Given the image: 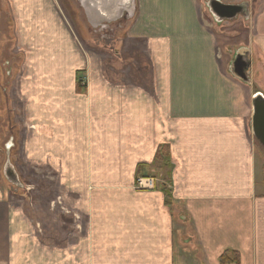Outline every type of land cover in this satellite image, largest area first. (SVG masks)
Segmentation results:
<instances>
[{
  "label": "crops",
  "instance_id": "1",
  "mask_svg": "<svg viewBox=\"0 0 264 264\" xmlns=\"http://www.w3.org/2000/svg\"><path fill=\"white\" fill-rule=\"evenodd\" d=\"M139 1L103 46L61 0H0L5 148L23 184L0 181V264H222L232 251L264 264V150L250 125L264 0H222L250 12L222 24L204 0ZM238 52L251 84L231 73ZM139 175L163 181L141 189Z\"/></svg>",
  "mask_w": 264,
  "mask_h": 264
},
{
  "label": "water",
  "instance_id": "2",
  "mask_svg": "<svg viewBox=\"0 0 264 264\" xmlns=\"http://www.w3.org/2000/svg\"><path fill=\"white\" fill-rule=\"evenodd\" d=\"M207 7L209 8L214 20L222 24L226 20H234L238 17L250 16L249 9L242 10L243 4L225 3L222 0H208ZM81 4L85 7L86 15L89 21L97 26H105L106 22L117 21L125 13L133 16V5L135 0H80ZM246 58V59H245ZM251 59L248 56L238 52L236 59L232 63L231 73L246 83L251 84L249 75L251 73ZM253 117L251 121V128L253 134L260 146L264 150V94L257 91L253 98ZM8 161L4 168L5 177L8 181L16 186L23 187L19 175L15 170L14 165L10 159V150L7 148Z\"/></svg>",
  "mask_w": 264,
  "mask_h": 264
},
{
  "label": "rangeland",
  "instance_id": "3",
  "mask_svg": "<svg viewBox=\"0 0 264 264\" xmlns=\"http://www.w3.org/2000/svg\"><path fill=\"white\" fill-rule=\"evenodd\" d=\"M63 4V8L65 10L66 16L69 18L70 24H72L76 29L78 33H81V36L86 39H91L97 36V41L99 44L105 46V42L111 43L115 45L116 39H118L119 35L122 36L123 34V29H127V26H131L135 23V20L137 19V10L139 8V0H135V3L133 5V16H129L128 13H125V16L120 18L117 21H112V22H106L105 26L99 25L97 28L94 27V25L89 21L87 15H86V10L85 7L81 4L80 0H61ZM207 2H209L207 0ZM207 3L204 5L205 9H207L208 14H211L209 8L207 7ZM139 15V14H138ZM213 18V16H212ZM214 20V18H213ZM215 21V20H214ZM216 22V21H215ZM4 23V22H3ZM5 28V25L0 23V31L1 29ZM97 29V30H96ZM90 31V32H89ZM118 35V36H117ZM110 39V41H109ZM220 52H221V57H223V48L220 45ZM226 52V50H225ZM10 53L6 50H2L0 52V67L4 68V61L8 57ZM227 66V65H226ZM1 72V70H0ZM7 88L6 85L0 84V98L2 92L4 89ZM5 100L2 99L0 100V122L2 121V125H0V181L3 182V185L7 188H12V184L8 181V179L5 177L4 174V168L6 165V161H8V156L5 144L7 141L10 139V133H9V126L12 124L14 126V117H10V113L8 112L9 115H7V112L5 111ZM18 120H21L20 118ZM15 135V134H14ZM17 149V148H16ZM15 150L12 151V159L14 160L15 156ZM17 152V151H16ZM34 172L38 175V177L30 178L31 183L29 180L23 181L28 188H32L31 186L32 183H39V181H42L41 179L39 180L40 173L45 172V167L43 168H35V169H29L28 172L31 173ZM141 176H146V175H141ZM41 178H43L41 176ZM155 178V177H154ZM161 178H159L157 181V184L161 183L163 181ZM34 185V184H33ZM14 188V187H13ZM14 190V189H13Z\"/></svg>",
  "mask_w": 264,
  "mask_h": 264
},
{
  "label": "trees",
  "instance_id": "4",
  "mask_svg": "<svg viewBox=\"0 0 264 264\" xmlns=\"http://www.w3.org/2000/svg\"><path fill=\"white\" fill-rule=\"evenodd\" d=\"M159 157H160V159L157 160L155 164L160 170L164 171L167 167H169L171 165L169 155H168V153H160ZM168 196L170 198L171 194L168 193ZM231 255H232V257H231ZM240 260H241L240 254H239V252H236V251L225 253L221 257V263L222 264H227L229 262H232L235 264H240Z\"/></svg>",
  "mask_w": 264,
  "mask_h": 264
},
{
  "label": "built area",
  "instance_id": "5",
  "mask_svg": "<svg viewBox=\"0 0 264 264\" xmlns=\"http://www.w3.org/2000/svg\"><path fill=\"white\" fill-rule=\"evenodd\" d=\"M157 179L152 176L139 175L136 181V186L141 189H152L157 186Z\"/></svg>",
  "mask_w": 264,
  "mask_h": 264
},
{
  "label": "flooded vegetation",
  "instance_id": "6",
  "mask_svg": "<svg viewBox=\"0 0 264 264\" xmlns=\"http://www.w3.org/2000/svg\"><path fill=\"white\" fill-rule=\"evenodd\" d=\"M204 1H205V4L208 3L207 0H204ZM212 1H213V0H212ZM241 9H242L243 11H244V10H247V9H248L247 4H246V5L243 4V7H242Z\"/></svg>",
  "mask_w": 264,
  "mask_h": 264
}]
</instances>
